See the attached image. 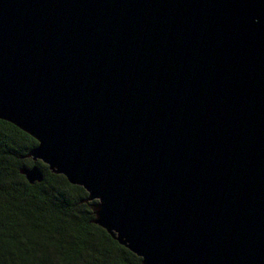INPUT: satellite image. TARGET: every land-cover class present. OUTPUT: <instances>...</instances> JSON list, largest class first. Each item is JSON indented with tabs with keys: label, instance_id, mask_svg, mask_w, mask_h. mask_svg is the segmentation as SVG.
Returning a JSON list of instances; mask_svg holds the SVG:
<instances>
[{
	"label": "water",
	"instance_id": "obj_1",
	"mask_svg": "<svg viewBox=\"0 0 264 264\" xmlns=\"http://www.w3.org/2000/svg\"><path fill=\"white\" fill-rule=\"evenodd\" d=\"M0 119L143 264H264V0H0Z\"/></svg>",
	"mask_w": 264,
	"mask_h": 264
},
{
	"label": "trees",
	"instance_id": "obj_2",
	"mask_svg": "<svg viewBox=\"0 0 264 264\" xmlns=\"http://www.w3.org/2000/svg\"><path fill=\"white\" fill-rule=\"evenodd\" d=\"M37 141L0 119V264H143L93 221L84 187L27 157ZM37 164L40 182L20 172Z\"/></svg>",
	"mask_w": 264,
	"mask_h": 264
}]
</instances>
